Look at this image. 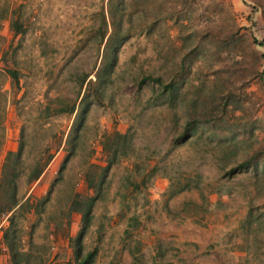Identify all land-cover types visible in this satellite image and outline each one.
I'll return each mask as SVG.
<instances>
[{"label": "rangeland", "instance_id": "rangeland-1", "mask_svg": "<svg viewBox=\"0 0 264 264\" xmlns=\"http://www.w3.org/2000/svg\"><path fill=\"white\" fill-rule=\"evenodd\" d=\"M0 120L18 264L72 261L96 194L94 264H264V0H0Z\"/></svg>", "mask_w": 264, "mask_h": 264}, {"label": "trees", "instance_id": "trees-1", "mask_svg": "<svg viewBox=\"0 0 264 264\" xmlns=\"http://www.w3.org/2000/svg\"><path fill=\"white\" fill-rule=\"evenodd\" d=\"M14 27L16 32H20L22 27L19 24L18 21L14 22ZM105 70H102L104 72ZM7 72L12 78V81L14 84H19V72L14 69H7ZM154 80L159 83L163 82V78L160 76L154 77L150 74H146L143 76L142 81L139 86H142L144 81L146 80ZM60 102L64 103L60 100ZM48 109V108H47ZM50 109V108H49ZM58 112H74L75 108L72 107L70 110H66L64 108H58ZM82 113L79 115L82 117ZM1 124V120H0ZM73 135L69 138L67 145H68V154L66 156V159L68 160L71 156L75 154V143L76 138L78 136V132L80 131L79 128H73ZM185 137V136H184ZM132 141V138L129 136L128 133H122V132H116L114 136L109 135L107 137V140L104 141V148L108 152H111L109 154V162L106 166H101L97 164H91L92 167L97 168L99 171L102 172V176L107 175L109 172L111 166L117 162V156L119 154L120 147L123 149L122 153L127 154V148L130 147V143ZM113 142V143H112ZM2 144V139L0 138V146ZM115 147V148H114ZM22 146L19 148L18 151H10L6 157V161L3 165V171L2 176L0 179V212H5L8 210V212H12V215L10 219V225L5 229L4 231V239L5 243L8 247L9 254L12 260V264H18L19 257H22L23 252L20 250V241L18 242L16 230H15V213L18 210H21L24 208V205L26 202H30V198L26 199V201L21 202L18 199V179L20 177V171H19V165L22 158ZM44 165L37 164L33 171L30 173L31 180L38 179L39 176L44 171ZM98 199V194L91 195L88 197H85L81 200H74L73 205L80 206L79 209H81L82 212V227L77 235L76 238L73 239L74 247H75V257L72 261H68L65 264H94L98 249L93 248L91 250L85 249V243L84 238L87 234V231L91 225L93 214L92 210L95 205V202ZM82 205V206H81ZM78 209V207H77ZM11 231H13V234H11Z\"/></svg>", "mask_w": 264, "mask_h": 264}, {"label": "crops", "instance_id": "crops-1", "mask_svg": "<svg viewBox=\"0 0 264 264\" xmlns=\"http://www.w3.org/2000/svg\"><path fill=\"white\" fill-rule=\"evenodd\" d=\"M1 224V222H0ZM8 225V224H7ZM7 225L3 228H0V264H12V260L9 254L8 247L5 243L4 239V228L7 227Z\"/></svg>", "mask_w": 264, "mask_h": 264}, {"label": "built area", "instance_id": "built-area-1", "mask_svg": "<svg viewBox=\"0 0 264 264\" xmlns=\"http://www.w3.org/2000/svg\"><path fill=\"white\" fill-rule=\"evenodd\" d=\"M1 215L3 217V220L0 224V228H3L6 225V223H8L10 213L9 212H3Z\"/></svg>", "mask_w": 264, "mask_h": 264}]
</instances>
